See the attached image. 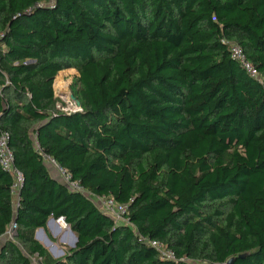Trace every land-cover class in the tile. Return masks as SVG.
<instances>
[{
    "label": "trees",
    "instance_id": "trees-1",
    "mask_svg": "<svg viewBox=\"0 0 264 264\" xmlns=\"http://www.w3.org/2000/svg\"><path fill=\"white\" fill-rule=\"evenodd\" d=\"M70 68L81 109L64 112ZM0 130L23 174L14 207L0 167V264H264V0H0ZM50 217L77 239L59 258L35 238Z\"/></svg>",
    "mask_w": 264,
    "mask_h": 264
},
{
    "label": "built area",
    "instance_id": "built-area-1",
    "mask_svg": "<svg viewBox=\"0 0 264 264\" xmlns=\"http://www.w3.org/2000/svg\"><path fill=\"white\" fill-rule=\"evenodd\" d=\"M230 46L231 55L233 58L238 60L242 65L244 70L253 78L262 82L260 73L258 69L246 58L242 48L236 43H229L225 41ZM61 105H58L60 107ZM80 110V109H78ZM72 110L68 111L71 112ZM77 111V110H73ZM44 162L50 168L53 176L57 178L63 185H65L68 190L81 193L82 195L91 199L95 205L105 214L113 219L116 224L129 225L130 222L127 217L128 203H121L114 200L112 197H107L106 195H97L92 193L90 190L85 188L79 180L74 179L66 168L59 165L54 158L42 153ZM0 167L9 173L11 178L10 190L14 198L18 202V191L23 181V174L21 170L14 164L13 152L9 146V133L7 131L0 130ZM62 230L66 228L67 223L64 221L63 217L55 219V222ZM15 223L12 222L9 228L14 230ZM37 233L40 230H36ZM13 234V231H12ZM12 238V237H11ZM145 243L151 245L158 253L159 257L162 259H170L177 261V257L174 251L167 247L163 242L154 239H144ZM179 260H187L186 258H180Z\"/></svg>",
    "mask_w": 264,
    "mask_h": 264
},
{
    "label": "rangeland",
    "instance_id": "rangeland-1",
    "mask_svg": "<svg viewBox=\"0 0 264 264\" xmlns=\"http://www.w3.org/2000/svg\"><path fill=\"white\" fill-rule=\"evenodd\" d=\"M77 75H78L77 70L74 68H70L58 72L57 75L55 76V78L58 79V83L55 86L56 82H53L54 96L57 99L58 105H61L59 107L61 111L68 112L70 110L73 111V110L81 109V105L76 104V100L78 99L74 95V90H75L74 83ZM55 78L54 80H56ZM71 95L74 97V99L71 98ZM12 231H13L12 228H8L6 233L0 237V246L5 239L12 237L13 235ZM38 234H39L38 241L55 258L62 257L65 251L69 247H71V245L74 243V237L70 232L69 226H66V228L63 229V232L60 229L56 235H54L53 231L48 232L45 231V229L43 228L41 231H38ZM32 261L34 264H39L38 258L36 257L33 258ZM187 262L191 264H207L205 262H193L191 260H187Z\"/></svg>",
    "mask_w": 264,
    "mask_h": 264
},
{
    "label": "water",
    "instance_id": "water-1",
    "mask_svg": "<svg viewBox=\"0 0 264 264\" xmlns=\"http://www.w3.org/2000/svg\"><path fill=\"white\" fill-rule=\"evenodd\" d=\"M71 98L72 99H74V97L71 95ZM76 104L77 105H80V103H79V101L78 100H76ZM55 222V219L54 218H50V219H48L47 220V223H54ZM37 230H42V228H39V229H37ZM70 232L72 233V235H73V237H74V243L71 245V247H74V245H75V242H76V236H74V233H73V231L70 229ZM35 238L38 240L39 239V234L37 233V231H35ZM233 263V258H230V259H228L224 264H232Z\"/></svg>",
    "mask_w": 264,
    "mask_h": 264
},
{
    "label": "crops",
    "instance_id": "crops-1",
    "mask_svg": "<svg viewBox=\"0 0 264 264\" xmlns=\"http://www.w3.org/2000/svg\"><path fill=\"white\" fill-rule=\"evenodd\" d=\"M52 173V172H51ZM53 175V174H52ZM13 203H14V207L16 206V201H17V199L16 198H13ZM51 218V217H50ZM49 218V219H50ZM55 228V229H54ZM39 229V228H38ZM43 229H45V231H48V232H52L53 231V233H54V235H56L57 234V232L61 229L56 223H46V226H45V228H43ZM61 231L63 232V230L61 229ZM6 240V239H5ZM2 244V243H1Z\"/></svg>",
    "mask_w": 264,
    "mask_h": 264
}]
</instances>
